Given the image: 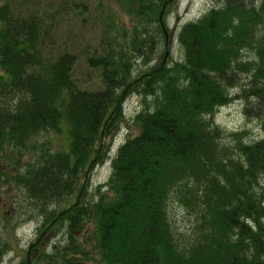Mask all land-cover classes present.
<instances>
[{
  "label": "trees",
  "instance_id": "16d2710c",
  "mask_svg": "<svg viewBox=\"0 0 264 264\" xmlns=\"http://www.w3.org/2000/svg\"><path fill=\"white\" fill-rule=\"evenodd\" d=\"M134 1L135 19L145 27L133 32L132 51L148 60L167 33L163 19L174 0ZM39 4L5 0L0 6V155L66 125L68 151L44 147L11 179L40 216L53 223L49 205L65 201L99 163L103 141L123 121L131 89L144 98L131 120L138 134L118 148L96 198H77L59 217L71 229L95 219L102 264H264V138L249 139L245 130L227 133L214 120L246 74L249 84L237 96L264 132V0H214L180 28L183 60L155 66L134 81L124 53L94 49L86 63L100 71L98 89L79 86L78 55L54 46L58 16L70 7L84 12L86 5ZM51 39L56 50L45 45ZM172 197L195 216L187 240L171 226ZM72 238L54 244L49 254H34L31 263L93 264ZM30 247L32 252L36 245ZM28 253L21 264H30Z\"/></svg>",
  "mask_w": 264,
  "mask_h": 264
},
{
  "label": "rangeland",
  "instance_id": "374dc122",
  "mask_svg": "<svg viewBox=\"0 0 264 264\" xmlns=\"http://www.w3.org/2000/svg\"><path fill=\"white\" fill-rule=\"evenodd\" d=\"M4 1L0 0V6L4 4ZM38 1H40V7H45L48 5L46 3L58 4L59 0ZM70 1L71 3H83L86 5V10L83 12L70 7L69 11L65 10L64 14L58 16L57 20L60 21L54 34L56 37L54 46L61 43L62 47H68L70 52L78 55L79 61L74 69V77L79 81V86L87 89L101 87L100 71L88 67L86 63L88 53L90 54L94 49L100 51L102 48H107L118 54L124 53L128 59L127 63L131 65L133 81L160 64L180 63L183 60V51L177 41L180 28L200 18L214 2V0H174L163 19L167 33L156 45L155 54H151L147 60L146 57L139 58L132 51L133 32L136 29L141 31L145 27L135 19L137 5L134 0ZM52 41L51 39L45 45L56 50V47H52ZM247 56L251 58L252 53L245 52V57ZM248 84V76L242 74L240 85L230 91L233 97L232 102L220 108L214 120L227 133L245 130L249 139H262L264 132L257 116L253 114V110L246 113L244 111L245 101L237 96L241 88L247 87ZM126 91L121 110L123 121L113 129L112 137L103 141L104 147L99 155V163L93 165L86 171V174L81 176L75 192L65 201L59 206L49 205V209L54 210L53 223L40 216L37 209L26 199L25 191L18 189L11 179L18 172L19 174L24 173L26 164L33 163L44 147L53 152L68 151L69 136L66 125L64 123L61 125L62 130L59 133L47 131L32 136L26 148L20 150L21 152L4 149V155H0V264H21L28 257L27 251L29 252V263L32 264L34 254L38 256L43 253L49 254L54 244L63 246L71 242V237H73L74 244L92 257L93 264H102L96 248L95 219L88 218L84 220L82 228L71 229L68 220H64L63 216L59 217V215L75 204L77 198L82 203H91L96 198L94 196L99 185L109 181L111 161L118 148L127 138L138 134V129L131 120L134 112L143 106L144 98L131 89ZM151 101L152 98H145L148 105H151ZM102 191L103 188L100 189L99 194ZM167 211L171 226L177 234L184 238L183 240L191 237L196 222L195 216L180 206L174 197L169 201ZM32 245L36 247L30 252L29 248Z\"/></svg>",
  "mask_w": 264,
  "mask_h": 264
}]
</instances>
